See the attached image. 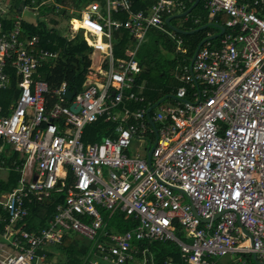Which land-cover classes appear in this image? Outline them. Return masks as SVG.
I'll use <instances>...</instances> for the list:
<instances>
[{
    "label": "built area",
    "instance_id": "built-area-1",
    "mask_svg": "<svg viewBox=\"0 0 264 264\" xmlns=\"http://www.w3.org/2000/svg\"><path fill=\"white\" fill-rule=\"evenodd\" d=\"M204 1L225 31L200 47L192 70L180 64L184 83L153 115L150 106L127 105L145 102L142 86L135 89L143 70L136 56L150 28L168 32L183 51L166 18L186 10L187 0H154L147 10H135L134 0L89 1L70 21L71 38L82 32L101 63L72 100L66 82L50 88L34 77L59 52L41 47L37 35L21 37L22 14L6 30L7 7L0 6V92L11 83L9 59L20 90L10 113L0 104V169L13 152L25 157L14 161L22 172L17 185L0 196L9 217L4 237L12 246V252L2 249L0 264H41L46 248L70 233L93 243L92 264H157L146 241L180 246L183 261L162 264H215L252 253L264 260V0ZM47 2L32 0L27 7L38 10ZM122 29L133 42L117 56L115 36ZM100 119L115 127L86 143L85 127ZM133 141L146 142L151 163L147 155L128 154ZM65 188L48 227L17 226L28 215L26 201ZM115 213L130 227L109 229Z\"/></svg>",
    "mask_w": 264,
    "mask_h": 264
},
{
    "label": "trees",
    "instance_id": "trees-1",
    "mask_svg": "<svg viewBox=\"0 0 264 264\" xmlns=\"http://www.w3.org/2000/svg\"><path fill=\"white\" fill-rule=\"evenodd\" d=\"M7 1V0H5ZM42 0H37V3H40ZM91 0H48V2L45 4L48 7H44L43 9L40 8L43 6L41 5L38 8L39 14L38 16H46L47 19L50 16L49 21L54 24H58V20L56 17H52L51 15L59 14L62 18H65L66 16L69 17V19L75 15H80L79 12H76L75 15H72L69 13V9L76 8L77 11L84 7L86 3H88ZM137 1V2H136ZM32 2V0H8V4L6 5L3 2H0V6L2 9H5L7 7V12H4L5 15V28L6 30H10L13 26L14 20L22 14L23 9L26 5H29ZM135 7L134 9L137 10L140 7H147L149 8L153 3L154 0H134ZM192 3H190L191 5ZM56 5H60L61 9L56 10ZM53 11V12H51ZM79 17V16H77ZM125 18V17H124ZM206 18V16H205ZM127 19V17L125 18ZM181 20L183 18H180ZM205 21V20H204ZM179 22V19H178ZM178 22H175L174 25L182 28V29H195L203 24L207 23H200V24H194L193 21L188 20L186 23L183 24L180 21V25ZM78 23V21H75V26ZM50 23L46 20H42L40 18H37L36 21H30L27 19H23L22 21V38L26 36H33L37 35L40 40V46L50 49V50H58L59 51V57L53 61L44 62L37 71V74H35V78L37 79H43L45 80L50 88H55L60 86L63 82H66L68 86L71 87L74 91H79L83 88V84L87 79V74L89 70V66L91 64V59H89V54L91 53L92 49L87 44L83 33H78L75 37L70 38L63 35L62 31L59 29H55V27H50ZM169 28V26L167 25ZM210 28V27H209ZM208 29L200 30L198 32H195L193 34H181V37L183 38V44H182V53L183 59H182V65H189L191 58L198 47L199 43L206 37H208ZM150 30H157L156 36L160 37L158 38V41L163 38L164 42L168 44L169 49L168 50H177L176 49V42L169 38V36L160 29L157 28H150ZM149 30V31H150ZM116 36V46H115V54L117 56H124V49L126 46L129 45V43L133 42L132 36H130L128 30L122 29L121 35L117 34ZM218 38L214 40V42H217ZM175 42V43H174ZM117 47V48H116ZM11 59H9V62L6 67V71L9 73L11 77V83L8 89H3L0 92V104L4 105V107H9V104L13 103L17 97L19 96L20 90L18 87V80L19 77L16 75V70L13 68L11 64ZM142 65V72L136 77L135 81V89L140 88L141 81L143 78H141V75L145 73L144 64L140 62ZM140 76V78H139ZM177 86L175 87H169L166 86L163 89H161L159 92L156 91V93H153L150 88H144L142 90V95L145 97L144 103H134L130 102L127 105H129L132 108H137L141 105L145 106H152L154 103L159 101L161 98L168 97V95L175 93ZM115 127V123L106 121L104 119H100L96 122H93L85 127L84 130V141L86 143L88 142H95V137L97 134H102L103 136L101 139L109 134L110 130ZM100 139V140H101ZM18 155L17 152H15L14 158ZM16 159V158H15ZM9 160V159H8ZM7 163L10 165L14 159L11 161H8ZM21 176V173L19 171H11V178L8 182H5L4 180L0 179V191L2 190H12L17 183V180ZM71 174H69L68 182L71 181ZM65 190L57 191L53 190L51 193L43 200V201H26V205L28 206L29 212L28 215L25 217V219L17 224L18 227H21L27 231H39L42 230L45 227L49 226L50 220L53 218L57 205L60 203H63L65 200ZM9 222L6 220H0V234H3L5 230V226ZM130 227L127 226L126 228ZM126 228H119L121 230H124ZM66 234L63 238V241L58 244L49 245L46 248L47 257L41 264H50L51 259L54 258L55 253L62 252L65 255V259H60L58 264H89L90 261H88V255L86 249L83 248V245L81 244V239L71 235ZM76 234V233H74ZM78 235V234H76ZM80 236V235H79ZM67 239V241H66ZM70 239V240H69ZM86 239V238H85ZM168 242V241H167ZM163 242V241H152L151 243L149 241H146L145 245H148L151 250H154L157 256L160 258H163L166 255H169L168 252L174 251L175 257L178 259V249L177 247H174V244L169 245L170 243ZM91 243V241H89ZM92 246V244H91ZM167 247H171L168 249ZM94 251V245L91 247ZM159 249V250H158ZM41 251H39L40 253ZM251 255V254H247ZM158 260V259H157ZM159 264H162V261H158Z\"/></svg>",
    "mask_w": 264,
    "mask_h": 264
},
{
    "label": "rangeland",
    "instance_id": "rangeland-1",
    "mask_svg": "<svg viewBox=\"0 0 264 264\" xmlns=\"http://www.w3.org/2000/svg\"><path fill=\"white\" fill-rule=\"evenodd\" d=\"M44 7H48V6L43 5L40 8V11ZM25 10L27 11H24V16L27 20L36 21L37 18L46 20L50 23L49 25L50 27H55V29L61 30L64 36L69 37V33H70L69 32V29H70L69 17L66 16L65 18H62L61 15L59 14L51 15L52 17L54 16L57 19L59 18L58 24H54V23H51V21H49L50 16L48 17V19L46 16L39 17L38 14L40 11H38L37 9L36 10L25 9ZM76 16H79V15H76ZM180 18H185V16H180V17H176L172 19L173 21L172 24H175V22H178V19H179L178 24L180 25V21H181ZM224 18H226V16H224ZM172 30L173 29L169 26L168 31L171 33ZM210 30H213V28L210 27ZM156 33H157V30L148 31L145 38L140 44V47H139V50L136 56L137 60L143 63L145 68L147 69V71L145 70V73L141 75V78H143V80L141 81L142 90L148 87L153 93H156V91L159 92L161 89H163L166 86L175 87V86L182 85L184 83L179 77L182 73L180 64H182L181 62L184 57L183 55L180 54L182 53L181 50H173V51L168 50L169 49L168 44L164 42L163 38H161V40L158 41V38L160 37H157ZM165 33L169 36V38H171L168 32H165ZM89 59H91V62H95L96 65L100 63L99 62L100 56L97 54L91 55ZM170 101L171 99L167 98V99H164L162 102H170ZM6 112L10 113L11 110L7 108ZM154 113H155V110H152L151 114L153 115ZM102 136L103 135L101 133L97 134L94 140L100 141ZM145 143L146 142L133 141L132 148L128 149V154L131 156H134L137 153H139L143 157H145L147 155L146 150L143 151V146ZM0 176L6 177L7 172L0 170ZM102 214L106 215V211L102 210ZM129 225L130 223L124 220L123 217L120 215V213H115L114 216L109 221V229L111 230H116L121 227L126 228ZM71 235L81 239L82 241L81 244L83 245V248L86 249L87 255L89 251V255L87 259L88 261H91V259L94 258V251L93 249H91V247L93 246V243L92 242L89 243V240L79 235H76L74 233H72ZM181 237L186 239V235H181ZM60 259H65V255L62 252L55 253L54 258L51 259L50 261V264H58ZM221 259L223 262L228 263V264H256V262L253 259L252 254L251 255H244V254L231 255L230 254V255L222 257ZM89 264H92V263L89 262Z\"/></svg>",
    "mask_w": 264,
    "mask_h": 264
},
{
    "label": "crops",
    "instance_id": "crops-1",
    "mask_svg": "<svg viewBox=\"0 0 264 264\" xmlns=\"http://www.w3.org/2000/svg\"><path fill=\"white\" fill-rule=\"evenodd\" d=\"M35 1H37V0H35ZM144 1H146V0H144ZM0 2H3V3H5L6 5L8 4V0L7 1H5V0H0ZM137 2V1H136ZM136 2H134V6H133V8L135 7V3ZM196 2V0H187V9H189L194 3ZM204 0H200L199 2H198V4L188 13V14H186V15H184L185 16V18H183L182 20H181V23L183 22V24L184 23H186L188 20H190V21H193V23L194 24H200V23H204V22H206L207 21V23H205V24H203V25H208V27H206V28H204V29H208L209 27H212L213 28V30H210V28H209V31H208V35L207 36H209V35H213V34H218L219 32H220V28L217 26V24L218 23H216V22H214L212 19H211V17H210V15H209V12H208V10L207 9H205V7H204ZM190 3H192L191 5H190ZM84 8V7H83ZM82 8V9H83ZM25 9H32V8H29V7H27V5L25 6V8L23 9V12H22V17H23V19L25 18V16H24V11H27V10H25ZM59 9H61V7H60V5H59ZM81 9V10H82ZM138 9H145V10H147L148 8L147 7H140V8H138ZM186 9V10H187ZM33 10V9H32ZM186 10H184V11H186ZM69 11V13H71L72 15H75V13L76 12H79V14L81 13V11L80 10H78L77 11V9L76 8H71V9H69L68 10ZM183 11V12H184ZM180 13H182V12H178V13H175V14H173V15H177V14H180ZM117 15H119L120 16V18H126L127 17V14L125 13V12H121L120 14H117ZM171 16V15H170ZM205 16H206V18H205ZM208 16H209V18H208ZM79 17H80V15H79ZM79 17H77L76 15L75 16H73V17H71L70 19H69V21H71L72 22V20L73 19H77V18H79ZM169 17V16H168ZM167 17V18H168ZM124 18V19H125ZM166 18V19H167ZM176 18V17H175ZM26 19V18H25ZM205 20V21H204ZM71 22H69L70 23V25H71ZM173 21L171 20V23H172ZM174 25V24H173ZM202 25V26H203ZM169 26V25H168ZM175 27H177V28H180V27H178V26H176V25H174ZM201 27V26H200ZM199 28V27H198ZM180 29H182V28H180ZM195 29H197V28H195ZM204 29H202V30H204ZM183 30H186V31H190V30H193V29H190V30H187V29H183ZM200 31V30H199ZM70 32V33H69ZM69 37H70V35L72 36V33H71V30L69 29ZM196 32H198V31H196ZM78 33H80V32H78ZM77 33V34H78ZM195 33V32H194ZM76 34V35H77ZM180 36H181V33H178ZM189 34V33H188ZM193 34V33H192ZM75 35V36H76ZM116 37H118V36H115V39H116ZM71 38V37H70ZM183 39V38H182ZM215 39H217V38H215ZM116 41V40H115ZM87 42V41H86ZM116 46V45H115ZM91 47V46H90ZM91 49H92V47H91ZM56 51H58V50H56ZM59 52V51H58ZM99 52L97 51V52H95L93 49H92V51H91V53L89 54V58H90V56L91 55H96V54H98ZM99 56H100V59H99V62L101 63V54L99 53L98 54ZM100 63L99 64H95V62H91V64H90V66H89V70L88 71H90L91 69H92V72L93 71H95V69H97L98 67H99V65H100ZM190 65V64H189ZM180 86V85H179ZM178 87V86H177ZM170 95H173V93L172 94H170ZM170 95H168V98H172V97H170ZM0 144H1V141H0ZM14 155H15V152H13L12 153V157L14 158ZM20 154L18 153V155L14 158V161L15 160H21L22 162L25 160V157L23 158V159H20ZM11 157V161L13 160V158ZM8 160V159H7ZM7 160H6V163H7ZM10 160V159H9ZM8 160V161H9ZM14 161L9 165L8 163L6 164V168H1L0 170H3V171H6L7 172V176L6 177H2V176H0V179H2V180H4L5 182H8L9 181V179L11 178V171H13V170H15V171H19L20 173H21V175H22V172L20 171V170H16L15 169V166H14ZM21 177V176H20ZM20 177H19V179H20ZM26 177H30V174H29V171H28V173H27V175H26ZM18 179V180H19ZM18 180H17V183H18ZM17 183H16V185H17ZM7 191H9V190H2V191H0V196H2V195H4V194H6L7 193ZM47 197V196H46ZM46 197H44L43 199H41V200H37L35 197H34V199H32V201H43ZM0 220H6V221H8V213H7V211H5L3 208H1L0 207ZM7 225H8V222H7V224H6V226H5V230H4V232H3V234H0V252H2L3 250L2 249H4V250H7V251H9V252H12V249H11V244H9V241L4 237V233L6 232V230H7ZM22 227V226H21ZM181 235H186V241H190L191 239H190V237L186 234V233H184V232H180V236ZM183 237V236H182ZM184 239V238H183ZM151 243V242H150ZM167 243H170L169 245H172L171 243H173L174 244V247H177V249H178V253H179V255H178V259L175 257V254H174V251H171V252H168V254L169 255H166V256H164L163 258H159L158 256H157V254L155 253V251L154 250H151L152 251V253L154 254V259H155V261H156V263L157 264H159V260L160 261H164V260H166V259H169V258H172L175 262H182L183 261V257H182V253H181V249H180V246L177 244V243H175V242H173V241H168ZM148 246V245H147ZM173 246V245H172ZM168 249H170L171 247H167ZM159 250V249H158ZM231 255H239V254H231ZM158 259V260H157ZM264 261V260H263ZM91 263V262H90ZM215 264H228V263H225V262H223L222 261V259H219Z\"/></svg>",
    "mask_w": 264,
    "mask_h": 264
},
{
    "label": "water",
    "instance_id": "water-1",
    "mask_svg": "<svg viewBox=\"0 0 264 264\" xmlns=\"http://www.w3.org/2000/svg\"><path fill=\"white\" fill-rule=\"evenodd\" d=\"M200 0H196V2L189 8L187 9L186 11L180 13V14H177V15H171L169 16L167 19H166V22L168 23V25L174 30L176 31L177 33H181V34H192L196 31H199V30H202L206 27H208V25H203L197 29H193V30H190V31H186V30H183V29H180V28H177L175 27L172 23H171V20L174 19L175 17H180V16H184L186 14H188L199 2ZM217 26L220 28V32L218 34H213V35H210L206 38H204L198 45V47L196 48L192 58H191V61H190V69L192 70L193 69V64H194V61H195V58H196V55H197V52L199 51L200 47L206 43L207 41L209 40H214L215 38H218L219 36H221L224 31H225V27L223 25H220V24H217ZM75 94V91L71 89L70 86H67L66 88V91H65V96L67 97L68 100H72L73 96ZM170 97H175V95H170ZM165 98L167 97H164V98H161L159 101H157L156 103H154L152 106H150L148 108V113L150 114V111L156 107L159 103H161ZM71 108L72 110L74 111H78L79 110V106H77L75 103H72L71 105ZM149 118H150V121H151V124L154 126V121L151 119L150 115H149ZM147 161L148 163H151V150L148 152V155H147ZM36 179V177H35ZM62 183V179L59 180L58 182V185L60 186ZM178 191H181L180 189H177ZM218 217V215L216 216ZM252 256H253V259L254 261L256 262V264H264V261L263 260H260L258 259L257 257V254L256 253H252Z\"/></svg>",
    "mask_w": 264,
    "mask_h": 264
},
{
    "label": "bare ground",
    "instance_id": "bare-ground-1",
    "mask_svg": "<svg viewBox=\"0 0 264 264\" xmlns=\"http://www.w3.org/2000/svg\"><path fill=\"white\" fill-rule=\"evenodd\" d=\"M80 24V22L78 21V23L76 24V27ZM98 55V54H97Z\"/></svg>",
    "mask_w": 264,
    "mask_h": 264
}]
</instances>
